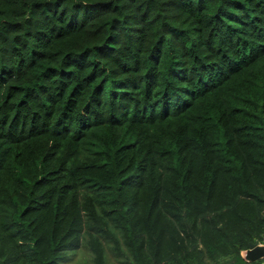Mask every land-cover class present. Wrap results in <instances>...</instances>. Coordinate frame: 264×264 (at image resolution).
<instances>
[{
  "label": "trees",
  "instance_id": "trees-1",
  "mask_svg": "<svg viewBox=\"0 0 264 264\" xmlns=\"http://www.w3.org/2000/svg\"><path fill=\"white\" fill-rule=\"evenodd\" d=\"M262 232L264 0H0V264H218Z\"/></svg>",
  "mask_w": 264,
  "mask_h": 264
},
{
  "label": "clouds",
  "instance_id": "clouds-1",
  "mask_svg": "<svg viewBox=\"0 0 264 264\" xmlns=\"http://www.w3.org/2000/svg\"><path fill=\"white\" fill-rule=\"evenodd\" d=\"M257 250H264V232L247 238L240 246L237 257L230 255L219 261L218 264H236L237 260L239 264H264V257L250 258V254ZM162 264H167V261H162Z\"/></svg>",
  "mask_w": 264,
  "mask_h": 264
},
{
  "label": "rangeland",
  "instance_id": "rangeland-1",
  "mask_svg": "<svg viewBox=\"0 0 264 264\" xmlns=\"http://www.w3.org/2000/svg\"><path fill=\"white\" fill-rule=\"evenodd\" d=\"M108 255V264H128L117 260L111 252H108ZM60 264H93V262L90 251L82 246L76 252L71 253L70 258L66 262Z\"/></svg>",
  "mask_w": 264,
  "mask_h": 264
},
{
  "label": "water",
  "instance_id": "water-1",
  "mask_svg": "<svg viewBox=\"0 0 264 264\" xmlns=\"http://www.w3.org/2000/svg\"><path fill=\"white\" fill-rule=\"evenodd\" d=\"M261 255H264V250H257V251L250 254V258L256 259V258L260 257Z\"/></svg>",
  "mask_w": 264,
  "mask_h": 264
},
{
  "label": "crops",
  "instance_id": "crops-1",
  "mask_svg": "<svg viewBox=\"0 0 264 264\" xmlns=\"http://www.w3.org/2000/svg\"><path fill=\"white\" fill-rule=\"evenodd\" d=\"M260 257H264V255H261Z\"/></svg>",
  "mask_w": 264,
  "mask_h": 264
}]
</instances>
